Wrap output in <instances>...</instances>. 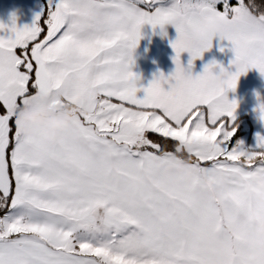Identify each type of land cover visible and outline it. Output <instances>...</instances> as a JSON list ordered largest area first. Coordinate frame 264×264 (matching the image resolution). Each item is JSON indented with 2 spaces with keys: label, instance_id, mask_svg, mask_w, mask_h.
Masks as SVG:
<instances>
[{
  "label": "snow or ice",
  "instance_id": "6c2138e0",
  "mask_svg": "<svg viewBox=\"0 0 264 264\" xmlns=\"http://www.w3.org/2000/svg\"><path fill=\"white\" fill-rule=\"evenodd\" d=\"M144 25L176 31L174 70L147 87L131 71ZM213 37L229 68L194 76ZM251 69L264 78V0H47L30 25L0 23V264H264V136L233 139L226 95ZM41 96L84 106L55 144L17 126ZM175 157L192 179L169 186Z\"/></svg>",
  "mask_w": 264,
  "mask_h": 264
},
{
  "label": "crops",
  "instance_id": "0c3cea01",
  "mask_svg": "<svg viewBox=\"0 0 264 264\" xmlns=\"http://www.w3.org/2000/svg\"><path fill=\"white\" fill-rule=\"evenodd\" d=\"M215 7L218 11L223 10L222 7ZM41 10V0H0V23H9L10 17L15 15L18 27L30 25L34 16ZM175 38L176 31L172 25H165L163 30L159 27L153 29L148 25L141 28V38L132 54L131 65V71L139 77L140 85L147 87L156 74L163 73L167 76L174 70L172 61L174 53L170 41ZM221 47L224 48L223 52L219 50ZM232 58L233 54L228 49V42L213 37L211 49L204 52L200 59L193 61L192 74L195 76L200 73L203 66L212 60L229 68V61ZM188 59L186 52L181 54V62L185 68ZM229 70L234 71V68ZM226 95L229 101L237 102L236 119L233 122L237 132L233 139L246 137L247 142L244 146L254 147L255 137L258 134L264 136V124L258 120L255 111L257 96L259 102L264 103V78H261L257 70L251 69L239 77L235 91H228Z\"/></svg>",
  "mask_w": 264,
  "mask_h": 264
},
{
  "label": "clouds",
  "instance_id": "9594fccd",
  "mask_svg": "<svg viewBox=\"0 0 264 264\" xmlns=\"http://www.w3.org/2000/svg\"><path fill=\"white\" fill-rule=\"evenodd\" d=\"M58 97L41 96L29 104L22 106L16 113V122L21 134L33 135L37 130L43 132L45 140L49 144H55L65 131L70 127L72 119L80 114L83 105L77 103L64 104L62 107L53 109V101ZM188 161L181 157L170 159L167 163L159 166V174L169 186L181 182L189 183L192 172L187 167ZM254 186L258 191L264 192V174H258L254 178ZM256 235L264 239V212L258 216Z\"/></svg>",
  "mask_w": 264,
  "mask_h": 264
},
{
  "label": "rangeland",
  "instance_id": "374dc122",
  "mask_svg": "<svg viewBox=\"0 0 264 264\" xmlns=\"http://www.w3.org/2000/svg\"><path fill=\"white\" fill-rule=\"evenodd\" d=\"M230 1L231 0H229V3H230ZM170 2H171V0H165V6H167V4L170 3ZM46 6H47V3H46V0H44V3H42V8H45ZM215 6H221L222 7V4L221 3H217ZM236 132H237V130H236ZM236 132H235V134H236ZM238 140H240L243 143V145H245V143L247 142V138L246 137L238 139Z\"/></svg>",
  "mask_w": 264,
  "mask_h": 264
},
{
  "label": "trees",
  "instance_id": "16d2710c",
  "mask_svg": "<svg viewBox=\"0 0 264 264\" xmlns=\"http://www.w3.org/2000/svg\"><path fill=\"white\" fill-rule=\"evenodd\" d=\"M42 1V3H44V0H41ZM233 2V0H231L230 1V3H232ZM218 8H220L221 6H217Z\"/></svg>",
  "mask_w": 264,
  "mask_h": 264
}]
</instances>
